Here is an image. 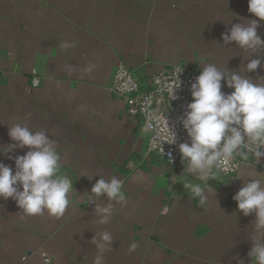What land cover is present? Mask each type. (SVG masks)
I'll return each instance as SVG.
<instances>
[{
    "label": "crops",
    "instance_id": "obj_1",
    "mask_svg": "<svg viewBox=\"0 0 264 264\" xmlns=\"http://www.w3.org/2000/svg\"><path fill=\"white\" fill-rule=\"evenodd\" d=\"M250 18L248 0H0V151L13 143L8 129L16 123L46 131L74 189L59 218L25 216L0 198V264H94L91 240L102 231L114 240L103 264H254L247 253L255 217L237 213L232 197L238 175L264 176V157L241 156L234 176L210 178L204 204L179 198L169 175L183 163L150 153L141 121L111 91L121 63L144 84L170 65L201 71L214 63L243 74L248 53L223 45L221 34ZM247 75L256 80L264 69ZM26 151L0 153V161L14 169ZM99 176L119 178L126 197L104 225L90 195Z\"/></svg>",
    "mask_w": 264,
    "mask_h": 264
},
{
    "label": "clouds",
    "instance_id": "obj_2",
    "mask_svg": "<svg viewBox=\"0 0 264 264\" xmlns=\"http://www.w3.org/2000/svg\"><path fill=\"white\" fill-rule=\"evenodd\" d=\"M248 11L254 18L246 19V24L234 23L221 34L223 45L234 42L237 48L248 53L243 74L224 71L214 63H207L190 84L191 101L179 118L190 140V143L178 145L186 175L198 177L202 182L216 178L222 165L237 155L244 158L250 155L256 163L264 157V77L253 80L247 75L258 68L264 69V39L257 32L260 22L264 21V0H248ZM72 46L61 45L62 48ZM181 86L178 78L171 86V94L174 95ZM225 87L232 91L224 92ZM8 136L13 143L0 153L25 147L28 151L14 157V169L0 161V198L14 200L25 216L45 213L57 218L63 216L74 189L71 179L60 173L61 156L56 142L46 131H33L24 123L9 127ZM175 141L176 134L171 130V143ZM9 159L13 157L9 156ZM255 171V176H237L242 186L232 199L236 202L237 213L255 217L249 238L252 246L247 255L254 264H264V176ZM185 188L189 196H198L201 204L207 202L211 192L210 188L205 189L204 183L192 181L185 182ZM90 195L94 197L93 212L100 225L111 221L114 203H126L122 182L116 176L109 179L99 176ZM163 211L166 213L168 209ZM91 241L97 249L94 264H103L104 253L112 249L111 233L102 231L93 235ZM137 247L138 244L133 242L128 251L133 252ZM238 264H244L243 260Z\"/></svg>",
    "mask_w": 264,
    "mask_h": 264
},
{
    "label": "built area",
    "instance_id": "obj_3",
    "mask_svg": "<svg viewBox=\"0 0 264 264\" xmlns=\"http://www.w3.org/2000/svg\"><path fill=\"white\" fill-rule=\"evenodd\" d=\"M199 74L200 71L183 65H170L151 76L147 84H144L135 72L121 63L112 79L111 91L124 99L128 114L138 118L142 128L147 131L148 151L170 166L182 163L178 145L190 143L179 118L191 101L190 84ZM178 78L182 86L175 91L174 96L170 89ZM39 81L36 77L34 85H39ZM171 130L176 134L175 143H171ZM242 160L240 155L235 156L222 165L219 175L234 176ZM44 258L50 262L49 257L44 255Z\"/></svg>",
    "mask_w": 264,
    "mask_h": 264
},
{
    "label": "water",
    "instance_id": "obj_4",
    "mask_svg": "<svg viewBox=\"0 0 264 264\" xmlns=\"http://www.w3.org/2000/svg\"><path fill=\"white\" fill-rule=\"evenodd\" d=\"M198 179L199 178L195 176H187L184 164H178L169 175V186H171L172 191L175 192L177 197L193 198L195 196H189L188 190L185 188V182L192 181L200 185L204 183L205 186L210 178L203 182Z\"/></svg>",
    "mask_w": 264,
    "mask_h": 264
},
{
    "label": "rangeland",
    "instance_id": "obj_5",
    "mask_svg": "<svg viewBox=\"0 0 264 264\" xmlns=\"http://www.w3.org/2000/svg\"><path fill=\"white\" fill-rule=\"evenodd\" d=\"M186 67V66H185ZM199 71V70H198Z\"/></svg>",
    "mask_w": 264,
    "mask_h": 264
}]
</instances>
